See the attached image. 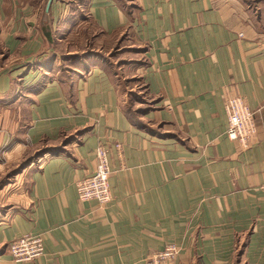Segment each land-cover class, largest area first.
Segmentation results:
<instances>
[{"label":"crops","instance_id":"obj_1","mask_svg":"<svg viewBox=\"0 0 264 264\" xmlns=\"http://www.w3.org/2000/svg\"><path fill=\"white\" fill-rule=\"evenodd\" d=\"M46 2L0 0V157L36 152L0 207V264H148L169 243L161 264H264V0ZM83 13L87 54L89 35L68 40ZM229 96L253 111L247 146ZM99 144L103 205L76 191ZM25 234L43 252L16 261Z\"/></svg>","mask_w":264,"mask_h":264},{"label":"built area","instance_id":"obj_2","mask_svg":"<svg viewBox=\"0 0 264 264\" xmlns=\"http://www.w3.org/2000/svg\"><path fill=\"white\" fill-rule=\"evenodd\" d=\"M227 116V136L247 146L256 132L253 111L242 96H229L225 104ZM95 166L86 176L76 182L77 196L80 200H96L100 205L111 199L109 178L112 168L105 146L99 144L95 150ZM8 253L16 261H30L43 252V241L39 234H25L13 238L7 244ZM175 244H167L163 250L154 254L148 264H161L176 253Z\"/></svg>","mask_w":264,"mask_h":264},{"label":"rangeland","instance_id":"obj_3","mask_svg":"<svg viewBox=\"0 0 264 264\" xmlns=\"http://www.w3.org/2000/svg\"><path fill=\"white\" fill-rule=\"evenodd\" d=\"M31 1H33V0H31ZM34 1L39 2L41 0H34ZM83 14H84L83 15L84 20L81 22L78 29L73 30L69 34L68 40L70 41L72 38L76 39V37H79V36L81 37L84 33L86 35H89L88 39L86 40V38H83L82 42L80 44V46L84 43L86 44V45L84 44L85 48L82 50L83 52H80V53L85 52L87 54V53L93 52L92 51L93 48L91 47L92 41H93V38L91 37V33L96 32V30H94L91 22L86 18L87 17L86 14L85 13H83ZM66 36H68V35H66ZM99 38H100L99 40H102L103 37L101 35H99ZM132 41L133 40L128 39V42H126V41L121 42V45H123V44L126 45L127 43H131ZM106 42H107L106 40H103L104 44H106ZM84 45H83V47H84ZM106 48L107 47H105V49ZM136 53L137 54L135 56L139 55V52H136ZM83 55H85V54H83ZM63 66H64V63L62 65V67ZM44 75H45V77H48L49 72H45ZM131 85H133V88L135 90L134 92L136 95H144L145 94L144 86L140 80L136 79L135 81H133V83ZM19 148L20 149L17 152H13V154H10V155L4 154L3 158L0 157V160L2 161V167L0 168V207H2V204L7 206V204L9 205L12 202H14L13 200L8 201V200H6V198L10 196L12 191H16L17 193H19V188H23V186H24L23 177L21 175H19V173L22 171V169H24L25 167H27L30 164V160L32 161V159H34L36 157V152L31 147H29L27 144L24 143V145H20ZM16 196H18V195H16ZM15 200H17V199H15Z\"/></svg>","mask_w":264,"mask_h":264},{"label":"water","instance_id":"obj_4","mask_svg":"<svg viewBox=\"0 0 264 264\" xmlns=\"http://www.w3.org/2000/svg\"><path fill=\"white\" fill-rule=\"evenodd\" d=\"M51 2H52V0H47V2H46V8H49Z\"/></svg>","mask_w":264,"mask_h":264},{"label":"trees","instance_id":"obj_5","mask_svg":"<svg viewBox=\"0 0 264 264\" xmlns=\"http://www.w3.org/2000/svg\"><path fill=\"white\" fill-rule=\"evenodd\" d=\"M84 35L86 36V34L84 33Z\"/></svg>","mask_w":264,"mask_h":264}]
</instances>
